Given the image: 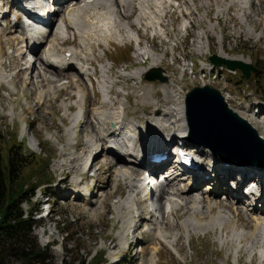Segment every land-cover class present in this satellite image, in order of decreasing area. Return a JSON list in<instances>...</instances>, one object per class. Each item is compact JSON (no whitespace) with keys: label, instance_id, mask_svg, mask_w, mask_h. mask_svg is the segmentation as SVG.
<instances>
[{"label":"bare ground","instance_id":"bare-ground-1","mask_svg":"<svg viewBox=\"0 0 264 264\" xmlns=\"http://www.w3.org/2000/svg\"><path fill=\"white\" fill-rule=\"evenodd\" d=\"M16 1L20 2L21 0ZM23 1L25 6H28L33 3L34 0ZM175 1L176 0H76L75 2H70L65 5H58L57 8L53 10V15L58 14L59 16L58 18H54V16L52 18L55 21L52 20V26L50 24L51 30L46 36V44L42 49V54H40L31 63L30 59H27L28 54H26L25 51L23 52L24 56L26 57L24 61L26 64V69L29 71V76L35 77L34 74L37 72H43L44 70L49 71V76L46 73L41 75L42 82H54L55 85H59L57 87V93L62 92L64 88H72L70 84L71 81H60L59 79L61 78L58 75L70 76L69 72H65L67 68H77L79 72H82L86 70V66L90 68L92 67V62L89 61L91 59L90 57L94 56L92 45L90 46L92 36L105 37L103 41L97 43V45H99L98 47H100L99 43L107 45L110 44L111 41H122L125 36L128 38H135L134 40L138 43L136 52L138 51V54L142 55V60L146 55L149 56L150 63L147 66L143 65L141 68L136 67L137 69H134V71L130 72L129 75L135 79V77H137L140 72L151 69L152 66L157 64L159 55L155 50L159 49L145 45L147 41L145 44L139 43L140 35L136 33L138 35V39H136L135 32L130 30L131 24L127 22V19L132 14L133 8H137L138 12L136 17L132 19L131 22L136 25H141V23L146 24L150 28V33L157 35L156 38L161 43V46L167 49L168 47L166 45L170 44L169 50L175 49L176 45L173 42L176 40L169 37L167 27L172 29L174 28L175 19L173 15L178 11H185L188 13V16L182 17L183 19L180 21V30L182 32L188 33L191 28H194L195 23L197 24L198 22H204L206 26V28L199 29V32L196 34H193L195 33L193 31L188 33L186 38L189 39L194 36L196 42L193 41L194 43L191 42L192 44L183 45L181 47L183 50H210V36L207 33L215 32V28L219 27L221 21L227 26L230 23L233 24L235 19V16L233 19V13H235V15L238 17L236 18L239 19L240 23L242 22V29L240 30L245 32L248 37L252 35L257 36L258 38L261 37L262 33L260 32L262 31L259 30L257 28L258 26L256 25H260L262 18H264V0H206V4L199 3L200 5L197 4L199 6H196L195 0H177L179 5L174 6ZM213 1H215V5L212 4ZM34 7L45 8L42 4L36 5ZM214 7H216L215 12ZM201 10H204V13H201ZM1 12L6 14L7 12H10V9L5 8L4 5L0 3V13ZM193 12L197 13V17H194L195 14ZM44 13L45 11L42 12V14ZM51 15L52 14H50V18ZM243 25H246L244 30ZM16 28H20V32L24 34V36L26 34V37L29 38L27 43L25 40L26 49L29 50V52L36 51L37 48L35 47L34 43L40 42V38H44V30L42 28L34 27L33 24H31L28 20H25L24 23L19 22V26ZM256 28L259 31H256ZM14 29V27L10 28V30ZM219 30L223 31L222 28ZM50 33H52V37L49 39ZM68 34H71L73 37H75L83 51H81V49L77 50L75 48H67L73 51L71 52V56L66 58L60 53L61 51L58 52V46L63 44L62 42H64V39ZM55 35L58 36V40L55 38ZM205 35L207 36V41L205 40V42H203V36ZM147 40H151L152 42L154 41V38H147ZM219 47L220 51L218 54L222 58L250 62V60L246 59L243 55H229V53L226 52V49L224 48L223 38L219 41ZM59 50L61 49L59 48ZM2 65L5 66L6 63L3 62L0 57V81L4 82V80L7 79L6 75H9L13 80L14 75L12 76L11 74H6V71H2ZM111 69L112 67L110 68V66L108 67L103 62L99 63L98 61L95 82L96 87L99 90L101 100L95 104L92 110V117H90L91 115L88 117L89 121L87 118L85 121L86 123L91 124L93 132L85 139V151H82L81 153L70 150L74 146V141L77 136V133L71 130V128L68 131V140L66 143L60 139L56 141L58 144H65V148H63L62 152L60 153L62 159L57 164L59 167L57 170L60 172L71 170L73 175L72 186L74 187L71 188L74 189L76 197H79V199H84L85 202L87 200L89 203L94 202V198L89 195L90 188L87 185L88 183L87 181L83 183V179H87V177L94 172L93 175H95V178L92 176V178H90L92 179L91 181H99V171L101 170L102 165H96L95 168V164H98L99 160H103L104 164L107 165V171H109L112 167H115L116 169V171L113 173L111 183L114 186H117V181L119 180L124 188L126 186L128 189L127 190L125 188L128 191V195H125V198H120L117 202L115 200L116 203L114 202L115 204L113 205V209L117 211V217L123 219L125 224V235H121V243H125L130 232L131 234H134L138 230L137 228H141L142 224L150 221L149 223H153L156 228L154 239L158 240L159 242L162 241L166 246L170 245L169 248H172L175 254L180 255V251L176 247L177 241L174 242L175 244L169 242L168 238L171 237L172 234L160 225L164 220L169 219L170 216H173L176 219L175 226L177 227H175L172 231H174L176 228L178 230L176 233L174 232L176 240L178 236L182 234L187 235L191 231L204 232L208 230H218L217 240L219 244L221 246L229 245L232 247L235 263L238 262L237 260L239 254L241 251H243L244 253L248 254L249 260L251 262L253 259H257L258 264H264V208L259 209L253 207L255 201L253 184L242 190L240 194L237 192L238 195L234 196L235 202L230 200V198L233 196L230 190L225 192V197H217V195L222 193V185L224 183V178L221 180L217 178L219 176H224L223 169H219L222 166L219 161H216L215 164L213 163L212 167H214L215 170H218L215 172L214 179H210V182L207 184L208 188H211L210 192L214 194H210V198L205 197L206 195H204L202 188H199L201 182L197 181L191 183L193 184L194 189L192 188L190 190L189 188L188 193L190 194L192 192V194H185L188 191V187L180 186L174 181L175 179L177 180L178 177L176 171L173 169H171V174L166 179L164 178L165 181L163 182H161L162 180H159L157 177H150L152 174L146 177V171L137 168V161H139L137 158L138 151H143L148 146L150 141L161 143L162 140L164 142H166L168 139L174 141L176 137H184V134L187 130L185 107L184 102L182 101L184 99L179 101L176 105H165L157 112L153 110L151 115L147 114V116H143L139 120L129 119L130 117L127 116L128 113L125 110V102H127L125 99L127 98L122 93L124 88H115V80L112 79V75L110 73ZM124 70V68L120 70L121 75H124ZM50 75L51 77L54 76V79L51 78ZM89 75L90 76L83 80L88 84V86H90L89 84L91 83L93 84V81H91V78H93L91 71H89ZM6 85L11 88L13 92L15 91L16 87L14 84L9 83ZM72 85L77 87L75 96L80 97V99L83 97L82 102L84 103L86 101V91H84L85 86L83 87L82 84L77 83L76 80L72 82ZM48 90L49 88L47 91ZM52 90L53 86L50 87V91ZM55 90L56 89L53 91L55 92ZM148 90L146 88V93L150 96V88H148ZM161 90H164L165 95L167 93L171 94L170 86L161 85ZM47 91H45V89L38 90V94L40 97H43V93H46ZM93 94L96 96L94 90ZM56 98H58V96ZM63 101L65 100H61L60 105L69 110L70 115L73 113V108L65 105ZM82 102H80V104L78 103L80 108L81 104H83ZM153 104L157 105V102L153 100ZM237 112L240 113L239 111ZM19 114L20 113H18V115ZM9 115L11 118H13L16 116V112L14 110H10ZM79 117H81V112L80 115L75 114L71 118L73 125L76 124V120H78ZM245 119L251 125L255 123L256 126L252 125L255 129L258 125L262 128L259 132L257 129L256 131L264 141V120L258 117L256 118L253 115L248 116ZM78 122L79 121H77V124ZM197 150L199 152L206 153L205 149L203 148H198ZM207 152L209 156H212L210 150ZM197 160L200 162V169H202L203 160L200 158ZM163 163L164 161L157 164L160 168L154 169L153 171L155 172L162 168V171L167 170L168 166L163 167ZM87 166H89L91 172L85 175ZM241 168L242 166L236 167L231 174L233 175L236 170H241ZM247 170L255 172L256 169L249 166ZM134 171H139L140 175H138V172L137 174H134ZM210 183H213L212 187L209 186ZM171 184L173 185L170 186ZM95 187H97L96 182ZM167 187L168 189L170 187V191H172L171 193L165 195ZM155 189L157 191L156 193L161 195V198L165 203L163 202L164 206L160 210L161 214L158 213L159 209L155 206V203H152L150 213H148L150 214L151 219H148L146 216L142 215V212H140L141 209L139 204H141V202L145 203V199L144 201H141V198L145 196L144 193L150 192L153 196ZM195 193H201V195ZM100 195L101 196L99 199H102L101 202L105 203L104 199L107 197V192L104 194L100 193ZM242 196L247 198L246 204L242 202ZM220 198L223 201L225 200L229 207H233L234 205L233 208L237 216L234 212L231 211V215L230 210L227 211L228 209L226 204H224ZM97 202L98 201H96V203ZM238 202L242 203L239 209L238 205L235 206ZM228 203L233 205L230 206ZM100 208L101 207L96 209L94 214H99ZM240 208L242 211H249L250 213L244 212L249 216L255 215V211H259L260 214L258 216L255 215L257 217H255L256 220H254L256 224L253 223V220L251 221L249 219V221L242 223V225L238 223L239 226H237V222L241 217V215H239ZM215 210L217 211L216 213H214ZM180 211L183 212L181 213ZM143 212L145 213V211ZM136 218L140 219L141 222L139 225L136 224L134 227L133 223H135ZM235 220L237 227L233 225ZM225 228H227V231L223 234ZM45 232L46 231L44 230L41 231L40 235L43 237ZM153 248L154 249L152 253H150L149 258L146 259L145 264H158V246ZM112 255H114V253H112Z\"/></svg>","mask_w":264,"mask_h":264},{"label":"rangeland","instance_id":"rangeland-1","mask_svg":"<svg viewBox=\"0 0 264 264\" xmlns=\"http://www.w3.org/2000/svg\"><path fill=\"white\" fill-rule=\"evenodd\" d=\"M198 1L200 4H206V0ZM199 3H196V6H199ZM212 4L215 5V1H213ZM215 8L216 7H214V12ZM136 12V9H134L133 13L136 14ZM200 12L204 13V10H201ZM193 13L195 14L194 17H197V13ZM55 16L54 18H58L59 15L56 14ZM236 17L237 16L235 15V13H233L234 23H230L228 25L229 28L221 21L219 27L215 28V32L207 33L210 36L209 52L206 53L203 52V50L195 51L193 49H186L187 60L184 64L185 66H187V68H189V60L194 62V65H198V63H201L203 61L212 64L210 59L214 54L219 55V41L223 38L224 48L226 49V52L229 53V55H243L246 59H249L253 65L260 69V71L257 73V76L256 72H251L249 78L246 80L242 76H239V78L236 79L238 83L248 85L243 91H241V93L245 96L251 93L255 95H261L263 93L259 89H257L256 84L259 82L260 84L264 85V68L262 70V67L264 66V18H262L260 25H256L258 26L257 28L262 31L260 33L263 34H261V37H259V39L257 36L253 35L248 37L245 32L241 31L240 29H242V22L240 23L239 19H237L238 17ZM128 22H130V19ZM245 26L243 25V30L245 29ZM202 28H206L205 23L198 22L197 24L195 23L194 28H191L189 32L193 31L195 32L193 34H196L199 32V29ZM220 28H222L223 31L219 30ZM257 28L256 31H259L257 30ZM169 33V35L171 37H174L173 39L176 40L175 43L177 44V49L175 50H181V47L183 45L192 44L194 43L193 41H195L194 36L189 38V41H183V37H177L179 35L178 21H176L174 25V30H169ZM51 37L52 35H50V38ZM100 37L101 36L91 37L90 46L92 45L95 58H92L91 56V59L89 58V61L92 60V64L94 62L92 67H97L99 60L108 67L110 66V68L112 66L110 72L112 75V79L115 80L116 83L115 88L120 87L119 89H121V87H124V92L127 93L126 96L129 98V101L125 102V110L130 117L140 118L142 115H145V113H149L148 115H151L153 110L156 111V107L158 109L163 108L161 106L163 102L168 103L170 101L169 104L176 105L179 101L182 100L180 99V97L184 98L187 92H189L192 88L198 86V83L194 81L192 77L190 78V80L185 81L183 84L179 82L177 83L176 81V84L180 86L178 97H175L176 95L174 94H170V96L169 94L165 95L164 90H161V86H159L158 89L157 84L150 85L149 83L144 82L143 79H141L142 84L136 86L135 82L139 80L136 79L134 81L133 78L128 75L130 73V69L133 68L132 71H134V69H137L136 66H147L148 62L141 61L142 55H139L138 51L136 52L138 44L135 45V43H131L129 45L128 43H126L127 38L124 37L123 40L125 42L124 44H120V46L116 45L115 43L108 44L107 46L99 43L100 47H98L99 45H97V43L103 41V39L105 38L102 36L101 39ZM141 37L143 44H145L147 41L145 45H149L153 48L165 51L166 48L161 46V43L157 40V38L151 42V40H146V35H142ZM25 38L26 36H24V34L20 32V28H15L14 30L9 29L8 33L0 32V57L3 62L5 61L6 63V67L3 65L1 66L3 68L2 71H6V74H11L12 76L14 75L13 80L9 75H6L7 79H5L4 82L6 84H14L16 87L15 91L13 92L11 88H9L4 82L0 81V147L2 148L1 154L3 157L6 154L4 152V149L12 143H16L22 147V151L26 155H41L44 159L49 161L48 171L52 176V182L48 187L38 188L33 198L31 199L33 201L31 210H39L38 214L35 216L39 220L38 223L34 224L33 227H31L30 231V239L33 240L39 247H46L47 249L43 251V261L38 258L23 261L21 259L11 257L8 264H84V261L90 258L96 251L98 253H103L107 262L111 264H145L146 259L149 258L150 253H152L154 249L153 247H159L160 245V242L154 239L156 228L153 223H149L150 221L147 220L149 222L144 223L146 225L142 230L141 227L137 228L138 230L134 234H131L130 232L129 237L126 239L125 243H121L122 236L125 235V224L123 219L117 217V211L113 209V205L120 198H125V195H128V189L125 186V188L127 189L126 190L123 185L115 189V187L111 183L113 173L116 171L115 167H112L109 171H107V165L104 164L103 160H99L98 164H95V168L96 165L102 166L101 170L99 171V181L93 180L96 182L97 187L90 189V195L92 198H94L93 203H89L88 200L85 202L84 199H79V197H76L75 191L70 189V186L73 187V181L71 182L70 177L72 176L73 180L71 170L65 172H60L57 170V168H59L57 164L62 159L60 153L62 152L63 148H65V144H58L56 143V141L60 139L66 143L68 140V131L71 128V130L77 133V136L74 141V146L70 150L82 153V151H85V139L93 133L92 127L90 126V123L81 124L78 122L77 124L78 120H76V124L73 125L71 118L75 114L80 115V106L73 107V113L69 115V110L60 105L61 99L65 100L63 101L65 105H73V103H76L75 97L73 96V91H76L77 87H74L72 85V82L77 79V76L74 72H69L70 76H62L64 78L59 79L60 81H71L70 84L72 87V89H64L60 93H57V85H55L54 82L41 81V75L45 73L48 75L49 71L44 70L43 72H37L41 74L35 73V77L29 76V71H27L24 61L26 57L23 53L25 51L23 50V40H25ZM55 38L57 39L58 36L55 35ZM205 40L207 41L206 35L205 37H203V42H205ZM76 41L72 42L70 40H66L64 42V45L74 46L76 47V49H81V51H83L81 46L78 45V41ZM169 45L170 44L166 45L168 47L166 50H169ZM36 55L38 57L40 55V52H38ZM36 55H34L33 58H35ZM100 61L99 63H102ZM125 66H127V71L124 72V75H121L120 70L125 68ZM167 69L173 76H175L176 79L178 76L177 71L174 70L173 67L169 66L167 67ZM224 74H231L232 77L236 75L233 73H227L226 71L224 72ZM58 76L61 77V75ZM51 78L54 79V76ZM143 85L151 87L150 96L146 93V88L144 89V92L143 89H141ZM51 86H53V90L56 89L55 92L53 90L50 91ZM86 86L84 89V91H86V101L82 104V108L84 110L82 119L85 117L89 121L88 117L90 115V117H92V110L95 104L101 100V98H96L92 94V90H94L95 88L97 89L96 85L94 86L95 88L93 87L91 90L90 86ZM250 86L256 92L253 91ZM48 88L49 90L47 91ZM43 89H45V91L47 92H44L43 97H40V95L38 94V90ZM177 92L178 91L176 89L175 94H177ZM222 94L225 95V93ZM57 96L58 98H56ZM147 100L148 103L146 102ZM153 100L157 101L156 106H154ZM165 105L166 104H163V106ZM74 109H78V111ZM10 110H14L16 112L15 117L11 118V116L9 115ZM18 113L20 114L18 115ZM258 117L264 119L263 115ZM252 125L256 126L255 123H253ZM256 129L259 132L262 128L258 125ZM137 172L138 175H140L139 171H134V174H137ZM150 177L153 178V176ZM165 179L161 182L165 181ZM86 181L87 183H90L89 180ZM174 181L177 183L176 179ZM188 182L190 183L191 181L185 178L184 181H181L179 183V185L187 186L188 191L185 194L190 195L192 194V192L190 194L188 193L189 188L191 190L193 188V184L189 185ZM172 185L173 184H171L170 186ZM171 191L170 187L169 189L167 187L165 195L171 193ZM208 191H210V189L207 188V185L203 187V192L204 195H206V198H210V194H212ZM44 192H47L49 194L47 199H49L50 202L48 200L45 202H40V200L45 199V196L43 195ZM106 192L107 197L104 199L105 203H102V199H99V197L101 196L100 193L104 194ZM156 192L157 191L155 189V193L153 194V196L150 192L144 193L145 196L141 198V201H144L145 199V203L141 202V204H139L141 209L140 212H142V215L146 216L148 219H151L150 214L148 213H150L152 203H155V206L159 209L158 213L161 212L160 210L165 203L162 200L161 195H158ZM238 193L240 194V192ZM222 194L223 193L217 195V197L222 196ZM223 197H225V193ZM221 198L220 200L223 201ZM96 201H98V204L96 203ZM223 203L227 206L228 210H226H230V214L231 211L235 213L233 204L228 203L230 206L233 205V207H229L225 200L223 201ZM98 206L101 207L99 209L100 213L94 214L96 212V209L99 208ZM22 207L26 209L27 203L22 202ZM239 207L240 206H238V209ZM48 211H50L51 215H54L53 219L49 218L50 214H48V216H45ZM143 211H145V214ZM241 211L242 209L240 208L239 215ZM180 212L182 213L183 211ZM216 212L217 211L215 210L214 213ZM256 215L258 216L259 214L257 213ZM255 217V215H252L251 218ZM256 218L250 220H253V223L256 224L254 222ZM246 219L249 218L244 215L243 212V215H241L240 220L237 222V226H239L238 223L242 225V223H244L243 220ZM236 220L233 222L234 226H236ZM140 222V219L136 218L135 223H133L134 227L136 226V224L139 225ZM160 225L172 234H170L171 237L168 238L169 242L174 243L177 241L176 247L180 251V255L168 251V249L161 244L162 249L158 248V256L160 258V260H157L158 264H258L257 259H254L255 261L253 260V263H250L248 254L244 253L243 251H241L239 254L240 258L238 257V262L235 263L232 247L229 245L221 246L219 244L217 240L218 230H208L207 232L191 231L189 235H180L181 237L178 236L176 240L174 232L176 233L178 230L176 228L174 231H172L175 227H177L175 226L176 219L173 216H170L169 219L164 220ZM43 230L46 232L42 237L40 235V232ZM226 231L227 228L224 229L223 234L226 233ZM132 240H134L135 245H133L129 251H126L127 244ZM147 243L152 245L151 248L149 245L148 253H146L145 251V246L147 245ZM168 247H170V245ZM137 250H141L139 254L137 253ZM112 253H114V255H112Z\"/></svg>","mask_w":264,"mask_h":264},{"label":"trees","instance_id":"trees-1","mask_svg":"<svg viewBox=\"0 0 264 264\" xmlns=\"http://www.w3.org/2000/svg\"><path fill=\"white\" fill-rule=\"evenodd\" d=\"M256 87L264 94V85L258 82ZM1 150L0 147V264H8L11 257L43 261V251L47 248L30 239L31 227L37 223L31 214V199L39 187H48L52 182L49 161L41 155L24 154L16 143L4 149V157ZM22 202L27 203L26 209ZM84 264L110 263L103 253L97 252Z\"/></svg>","mask_w":264,"mask_h":264},{"label":"water","instance_id":"water-1","mask_svg":"<svg viewBox=\"0 0 264 264\" xmlns=\"http://www.w3.org/2000/svg\"><path fill=\"white\" fill-rule=\"evenodd\" d=\"M216 65L225 64L229 69H239L248 79L257 68L240 60L224 59L213 55ZM162 68L149 70L145 78L165 81ZM186 116L190 127L189 138L203 143L225 160L259 164L264 161V141L257 131L236 112L231 110L220 93L208 85L196 86L185 96Z\"/></svg>","mask_w":264,"mask_h":264}]
</instances>
